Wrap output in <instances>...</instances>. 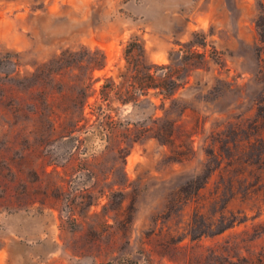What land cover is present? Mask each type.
<instances>
[{"label": "rangeland", "instance_id": "rangeland-1", "mask_svg": "<svg viewBox=\"0 0 264 264\" xmlns=\"http://www.w3.org/2000/svg\"><path fill=\"white\" fill-rule=\"evenodd\" d=\"M261 2L0 0V264H264ZM194 34L175 104L109 110L130 42L179 66ZM165 116L174 146L136 139Z\"/></svg>", "mask_w": 264, "mask_h": 264}, {"label": "trees", "instance_id": "trees-1", "mask_svg": "<svg viewBox=\"0 0 264 264\" xmlns=\"http://www.w3.org/2000/svg\"><path fill=\"white\" fill-rule=\"evenodd\" d=\"M262 15L257 21V27L260 34V42L263 45L261 52H264V2H261ZM198 34H194L193 38L186 44H183L184 50L178 51L180 54V65H176L174 60L169 65H155L152 64L147 55L145 45L139 41L134 40L129 43L125 50V57L127 65L122 72L121 78L123 82L121 85H116L112 78L107 79L106 84L101 88V97L103 102H108L109 110H112L110 101L113 102L110 95L114 93V102L121 104H132L140 106L142 104L141 98L147 97L153 90L155 96L162 97L163 109H165V100H170L171 104L177 102L176 94L189 82V71L193 69H200L207 62L206 52H200V48H205V38L202 42L197 40ZM105 56L102 54L101 59L93 64V70L103 69L105 67ZM149 104L157 108V106L148 100ZM103 105H99V109L103 110ZM108 121L112 119L111 115L104 116ZM154 127H144L136 134L138 141L143 138H152L161 142L165 146H174V136L176 124L167 116L157 118L152 121ZM107 127V124L104 125ZM115 131V126L109 128ZM132 131V130H131ZM130 132V131H129ZM135 142V140H132ZM142 260L134 262L128 257H119L111 260L108 264H153L152 257L146 252L142 253Z\"/></svg>", "mask_w": 264, "mask_h": 264}, {"label": "bare ground", "instance_id": "bare-ground-1", "mask_svg": "<svg viewBox=\"0 0 264 264\" xmlns=\"http://www.w3.org/2000/svg\"><path fill=\"white\" fill-rule=\"evenodd\" d=\"M159 57V56H158ZM161 58V57H160ZM155 59H156V57H155ZM158 60V59H157Z\"/></svg>", "mask_w": 264, "mask_h": 264}]
</instances>
